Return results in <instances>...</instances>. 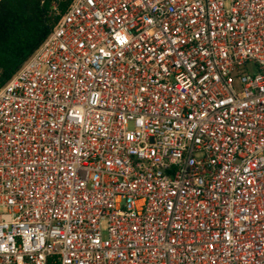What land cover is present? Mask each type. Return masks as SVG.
I'll return each instance as SVG.
<instances>
[{
  "label": "built area",
  "instance_id": "built-area-1",
  "mask_svg": "<svg viewBox=\"0 0 264 264\" xmlns=\"http://www.w3.org/2000/svg\"><path fill=\"white\" fill-rule=\"evenodd\" d=\"M50 12L0 88V264H264V0Z\"/></svg>",
  "mask_w": 264,
  "mask_h": 264
},
{
  "label": "trees",
  "instance_id": "trees-1",
  "mask_svg": "<svg viewBox=\"0 0 264 264\" xmlns=\"http://www.w3.org/2000/svg\"><path fill=\"white\" fill-rule=\"evenodd\" d=\"M73 0H0V88L41 46L59 17L51 14L53 3L61 13Z\"/></svg>",
  "mask_w": 264,
  "mask_h": 264
},
{
  "label": "rangeland",
  "instance_id": "rangeland-1",
  "mask_svg": "<svg viewBox=\"0 0 264 264\" xmlns=\"http://www.w3.org/2000/svg\"><path fill=\"white\" fill-rule=\"evenodd\" d=\"M247 69H248L249 72H254L255 71V68H254L253 64H250Z\"/></svg>",
  "mask_w": 264,
  "mask_h": 264
}]
</instances>
